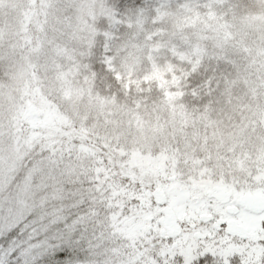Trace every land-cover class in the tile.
<instances>
[{"label": "rangeland", "instance_id": "obj_1", "mask_svg": "<svg viewBox=\"0 0 264 264\" xmlns=\"http://www.w3.org/2000/svg\"><path fill=\"white\" fill-rule=\"evenodd\" d=\"M77 2L80 8L78 7L79 19L75 25L70 18V15L74 18L73 13L67 12L63 5L56 2L51 4L54 11L65 14L63 19L69 17V24H62V31L53 21L49 7L45 11L43 7L36 8L25 0H0V201L5 198V202L0 204V210L10 212L32 200L52 197L47 193L44 194L46 198L35 196L34 189L37 184L34 185V182L42 179L37 172L40 170L24 171L20 181L17 180L19 184L14 188L17 193L12 194L11 199H7L10 194L5 190L18 169L23 149L21 141L14 140L11 133L12 117L17 109L12 107L14 97L11 95L33 92V98L39 97L41 102L46 100L45 104H48L47 96L55 100L54 105L50 104L45 108L44 117L38 121H26L33 126L40 125L44 128L45 125L41 123L47 122L48 115L75 113L83 130L82 127L97 124V119L102 122L104 121L101 118L112 121V118L118 119L129 112L131 120L127 119L122 127L133 128L138 135L136 139L115 132L118 136H107V143H101L104 146L103 151L107 154L98 153L91 146L78 147L79 161L71 162L70 157L66 161L64 156H59L57 167H63L56 170L46 169L45 175H50L51 182L60 175L67 177L69 181H64L63 186L74 191L75 196L81 195L80 193L85 194L83 196H92L94 192L81 189L85 175H92L88 173L91 171L99 179L104 178L106 164L113 160L128 165H148V161L152 160L150 166L158 165L155 169H161L167 162L164 151H146L140 148L139 144L143 143L146 134L155 135L151 142L164 141L165 126L159 117L163 111L171 113L178 110L182 111L183 116H187L184 127L192 132L184 134L182 126V131H179L183 135L180 148L182 158L178 156L180 161H177L172 157L173 161L169 167L172 170L179 169L182 164L183 172H187L184 171L183 160L189 159L193 163L202 164L201 167L208 168L212 161L222 157L228 160L224 154L229 153L232 165H238L235 170L230 169L229 173L220 168V173H217L221 177L212 175V172L205 169H202L204 173L201 175L180 177L188 178L190 182H202L203 179H206V184L216 182L221 185L216 194L220 196V192H228V196L240 201L252 194L242 190V185H246L247 179L250 182L252 180L251 173L246 168L249 166L248 160L250 159L251 166L255 167L254 159L262 157L259 155L264 152L263 129L252 131L258 123L257 120L263 119L264 109L247 108L252 98L248 93H243L245 83L240 67H249L251 71H256L257 67L235 63L232 51L228 55L232 65L227 62L224 65L218 58V44L222 35L238 23H264V0ZM46 18L51 20L48 22ZM66 33H69L70 37H66ZM62 39L65 41H61ZM45 85L49 86L44 87ZM37 87L42 88L40 93L44 95L39 96L36 93ZM192 108H196L194 112ZM193 117L197 118V121H194ZM16 119L21 122L20 115ZM238 129L240 134H236ZM198 131L202 139L198 145L192 146L195 141L187 136L196 135ZM259 132L261 133L258 134ZM151 136L148 138H152ZM108 143L113 146H108ZM191 147L193 151L189 154ZM236 156L239 159H236ZM200 158H203L202 161ZM222 162L224 164V159ZM229 175L230 180L223 177ZM254 179L264 182L262 176H256ZM181 187L182 183L179 182L161 185L159 193L166 198V206L163 208L170 210L181 223H188L194 237L212 238L213 230L199 227V215L190 216L193 209V204L190 203L192 198L186 199L179 195ZM251 189L255 194L259 192L253 186ZM71 191L67 193H73ZM193 194L195 191L191 195ZM56 202L63 204L61 200ZM225 205L228 208L233 207L232 201ZM96 207L99 208L100 204ZM157 208L155 211H159L160 208ZM151 213L155 214L152 210ZM204 213L214 215L215 212L207 209ZM222 217L233 218L241 223L249 234L255 235L257 231L261 234V228L257 229V226L264 221V210L255 214L247 213L241 208L235 216L224 214ZM83 223L87 227L94 224L90 218H85ZM75 224L77 223H73V228L77 227ZM156 229L159 230V224H156ZM140 231L142 229L137 220L128 222V226L122 222L119 225L118 240L112 241L108 236L110 243L104 245L102 242L100 247L105 250H117L122 246L131 245L133 241L137 242L135 236ZM141 237L142 234L139 238ZM167 237L171 239L170 243H175L176 238H179L176 243L185 244V253L192 254L191 257L210 253L200 251L203 245L200 244L201 241L190 240L185 234ZM95 246L99 248V244ZM244 246L219 251V258L225 259L234 251L240 250V253L250 257L247 249L254 252V258L257 257L259 247L253 249V245ZM91 258H95L94 247L90 249L85 260L89 262L92 261ZM243 258L244 264L249 261L254 263L249 258ZM216 259H211L209 264L220 262V259ZM223 261L227 263V259Z\"/></svg>", "mask_w": 264, "mask_h": 264}, {"label": "trees", "instance_id": "obj_2", "mask_svg": "<svg viewBox=\"0 0 264 264\" xmlns=\"http://www.w3.org/2000/svg\"><path fill=\"white\" fill-rule=\"evenodd\" d=\"M25 1L27 4H33L36 8L43 7L45 11H47L49 7L53 21L59 25L62 31V24L64 25L65 22L69 24V17L66 16V18L63 19L65 16L63 12L54 11L51 8L53 2L61 6L63 5L67 12L73 13L74 18L70 15L72 24L75 25L77 19H79L78 7L80 8V6L77 5V0ZM47 20L49 22L51 19L48 18ZM48 24L51 25V23ZM46 26L47 24L45 27ZM35 27L36 26H34L33 29H35ZM66 37H70L69 33H66ZM61 41L65 40L62 39ZM32 42L34 43V41ZM75 48L78 47L75 46ZM218 48V58L224 65L225 62L232 65L231 60L228 59V55L232 51L234 55L232 59L235 63L249 66L254 65L257 67L256 71H251L249 67H240L243 70L241 74L243 82L245 83L243 93H248L252 98L247 108L264 109V23L249 24L243 21L234 25V28L227 31L219 39ZM48 86L49 85H45L44 87ZM239 87L240 86L237 84V88ZM39 88H36V93H38L39 96L44 95L40 93L42 88ZM32 94L11 95L14 97L12 100V107L17 108L12 117L13 130H11V133L14 140L21 141L20 143H22L23 149L18 169L13 174L12 182L5 188L10 194L7 199H11L10 196L12 194L16 195L17 191L14 188L19 184L17 180L20 181L24 171L40 170L37 172H39L38 175L42 179L34 182V185L37 184V188L34 189L35 196H37V198H46L44 194H50L52 195L51 199H46L55 201L61 200L63 204L60 203L59 207L62 210L68 213L76 212L77 214V219L73 223H77L75 225H77L79 229V236L76 243L81 256L80 258L73 259L70 264H199V260L202 256L194 255L191 257L192 254L185 253L186 251L184 248L186 245L176 243L179 238H176L175 243H170V238L160 234L161 219L164 218L170 210L163 208L166 206L164 203L166 198L162 196L159 191L162 184L166 185L171 182L174 184H178V182L182 183L179 195L184 196L186 199H188L187 197L192 198L190 203L193 204V209L190 216L194 217L196 216V212H201L203 210H212L217 201H224L228 197V192H220L219 196L216 194V191L219 186H221L220 184L212 181L211 184H206V179H203L202 182H190L188 178L184 179L180 176L189 177L195 174L201 175L204 173L202 169H205V171L212 172V175L216 174L218 177H221L218 174L220 173V168L225 170V172L227 170V173H229L230 169L235 170L237 167L236 165H238V163L232 165L229 153L224 154L227 156L228 160L222 157L217 161L209 163L208 168L201 167L202 164L193 163L189 159H184V171L187 172H183L182 164L181 167H179L180 170H172L169 167L173 161L172 157L177 159V161H180L178 156L182 158L180 148L183 135H181L179 131H182V126V132L184 134L192 131L184 127V120L187 116H183L181 110L171 113H164L163 111L159 120L162 121V125L165 126L164 141L151 142V140L155 138V135L153 134L151 136L146 134L144 141H142L144 144H139V147L146 151H164L167 162L161 166V169H155L158 165L151 167L150 165L153 163L152 160L148 161V165H128L125 162L113 160L106 164L107 171L105 175H103L104 178L99 179L98 176L91 171H88V173L92 175H85L84 187L82 186L81 189L94 192L92 196L86 195V197L83 196L85 194L82 195V193H80L81 195L75 196L76 193H74V191L63 186L64 181H69L67 177L60 175L58 179L51 182L50 175H45L46 169L52 168V170H56L59 167H63L62 165L57 167L59 163L57 158L59 156H64L66 161L69 157L71 158V162L79 161L80 154L79 151H77L78 147L84 148L86 146H91L98 153L103 155L107 154L103 151L104 146H102L101 143H107V136H118L115 132H119V135H127L130 136L131 139H136L138 135L133 128L122 127L127 119L131 120L129 118V112L121 115L118 119L112 118V121H106V118H101L104 121L102 122L100 119H97V124H93L92 127H82L83 130H81L80 123L75 113L59 114L57 111L59 115H48L47 122L41 123V125H45L43 128L40 127V125L33 126L28 124L26 121H38L39 118L44 117L46 115L45 108H48L50 104L54 105L55 100L47 96L46 99H48V104H45L46 100L41 102L42 99L39 97L34 99ZM20 96H22L21 99ZM58 100L60 101V99ZM195 109L196 108H192V111L194 112ZM18 115L21 116V122L16 119ZM164 116L166 118H164ZM15 120L17 121L15 122ZM193 120L197 121V118L193 117ZM257 122L256 127L253 128L252 131L256 132L258 129H263L264 131V116L261 121L257 120ZM251 123L252 121L249 118V124ZM241 126L247 125L241 124ZM105 133H108V135H105ZM260 133L261 132L258 134ZM236 134H240L239 129ZM150 136L152 138H148ZM187 137L190 139L193 138L195 141L191 144L192 146L198 145L197 143L202 139V135L199 131L196 135L194 134ZM19 141H16V143H19ZM107 145L110 147L113 146L112 143H108ZM262 147L264 148V145ZM188 151L190 154L193 148H189ZM204 154L214 157V155L209 153ZM259 156L262 157H256L254 159L253 164L255 167L251 166L250 159L247 158L249 159V166L246 168L250 171L252 180L250 182L249 179H247L246 185H242V190H246L254 196L264 198V182L259 179H257L258 181L254 179L256 176L264 177V152ZM235 158L239 159L237 156ZM202 159L203 158H200L201 161ZM223 159L224 164L222 162ZM101 169L103 170L104 166H102ZM41 174H44V176ZM223 177L228 180L231 179L230 175ZM221 182L223 184L225 183L223 181ZM157 184L159 186H157ZM251 186L259 191L256 192L257 195L252 191ZM257 186L260 187L258 188ZM46 188L48 191L45 192ZM68 191L73 193H67ZM194 191L195 194L191 195ZM185 192H188V194H185ZM41 193H43V195H40ZM3 202H5V198L0 201V204ZM161 203L163 205H161ZM98 204H100L99 208L96 207ZM159 204L161 207L158 206ZM157 207L160 208L159 211H155L158 209ZM151 210L155 212L156 217L155 214L151 213ZM85 218H90L94 224H91L92 226L88 225L87 227V225L83 223ZM136 220L142 229L136 236L134 235L137 242L133 241L131 245L122 246L117 250H108V248L107 251L103 247H100L102 242H104V245L105 243H110L109 238L107 239L108 236H110L112 241L118 240L120 234L119 225L122 222H125L128 226V222ZM174 220L179 225H184L183 227L180 226L181 229H183L182 234L187 235L190 240L194 239L201 241L200 244L203 245L199 250L210 252L207 253V255H203L208 256L209 261L217 258L220 259V262L217 264H244L245 259L243 257H246L253 260V264H264V228L261 227L264 221L257 226V229L261 228V234L258 231L255 235L249 234L248 232L245 233V236H238L235 234V239L229 236L226 238L227 243L224 248H221L214 243L212 238L205 239L194 237L193 230L191 227H188V223H181L175 216ZM156 224H159V230L156 229ZM77 227H72V230H75ZM140 234H142L141 238H139ZM96 244H99V248L95 246ZM244 245H253V249L259 247V251L256 253L257 257L254 258V252L247 249V252L251 254L250 257H247L244 253H240L242 251L240 250L238 252L234 251L232 254L225 257L227 263L223 261L225 260L224 258H219V251H226L229 247H245ZM93 247L95 258H91L92 261L87 262L85 258Z\"/></svg>", "mask_w": 264, "mask_h": 264}, {"label": "snow or ice", "instance_id": "obj_3", "mask_svg": "<svg viewBox=\"0 0 264 264\" xmlns=\"http://www.w3.org/2000/svg\"><path fill=\"white\" fill-rule=\"evenodd\" d=\"M76 219V212H65L55 200L48 199L32 200L10 212L0 210V264H70L81 256L76 243L79 229L72 230ZM208 224L215 225L212 239L221 248L227 237L235 239L220 213L201 220L199 227ZM199 264H209V257L202 256Z\"/></svg>", "mask_w": 264, "mask_h": 264}, {"label": "flooded vegetation", "instance_id": "obj_4", "mask_svg": "<svg viewBox=\"0 0 264 264\" xmlns=\"http://www.w3.org/2000/svg\"><path fill=\"white\" fill-rule=\"evenodd\" d=\"M230 201H232V203H233V207L232 208H228L225 205L226 203H228ZM215 204L216 205L213 206L212 210L215 213H217V212L220 213V219L221 220H225L228 223V225H229L228 231H230L232 233V235H234V236H235V234L238 235V236H245V233L247 232L245 226H243L241 223L237 222L233 218L227 219V218H223L222 217V215H224V214H229V215L235 216L239 212V210L241 208L243 210H246L245 207H243L241 205L240 200H236L233 197L231 198L230 196H228L224 201H217ZM204 211H206V210H203L201 212H196V216L199 215V218L201 220L207 221L209 219V217L212 216V215L206 214V213H204ZM246 211H247V213H252L249 210H246ZM164 222H167V217L165 219H163V221L161 222V225H160L161 228H163L165 230L166 229L165 227H168L169 224L165 223L163 225ZM176 224H177V226H178V228L180 230V234H182L183 229H181V227H180L181 225H179L177 222H176ZM206 227H207L208 231H212L214 229L215 225L214 224H208ZM165 236H167L166 232H165Z\"/></svg>", "mask_w": 264, "mask_h": 264}, {"label": "water", "instance_id": "obj_5", "mask_svg": "<svg viewBox=\"0 0 264 264\" xmlns=\"http://www.w3.org/2000/svg\"><path fill=\"white\" fill-rule=\"evenodd\" d=\"M241 205L246 207L250 211L260 213L264 209V200L256 198L254 196H247L243 198ZM165 223H168L169 226L165 227V230L163 228L160 229L161 234H165L166 232L167 235L171 238L179 235L180 231L175 221L173 220L172 214L167 216V222H164L163 225Z\"/></svg>", "mask_w": 264, "mask_h": 264}]
</instances>
